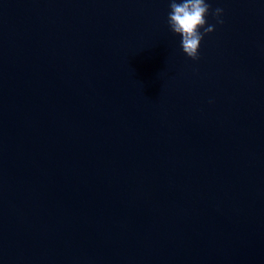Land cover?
<instances>
[{
  "label": "water",
  "instance_id": "water-1",
  "mask_svg": "<svg viewBox=\"0 0 264 264\" xmlns=\"http://www.w3.org/2000/svg\"><path fill=\"white\" fill-rule=\"evenodd\" d=\"M206 2L192 60L170 0H0V264H264V0Z\"/></svg>",
  "mask_w": 264,
  "mask_h": 264
},
{
  "label": "clouds",
  "instance_id": "clouds-1",
  "mask_svg": "<svg viewBox=\"0 0 264 264\" xmlns=\"http://www.w3.org/2000/svg\"><path fill=\"white\" fill-rule=\"evenodd\" d=\"M169 9L166 21L169 30L181 37L183 53L192 60H198L202 39L215 29V25L208 24L206 17L212 15L217 24H223L224 9H212L206 0H170Z\"/></svg>",
  "mask_w": 264,
  "mask_h": 264
}]
</instances>
